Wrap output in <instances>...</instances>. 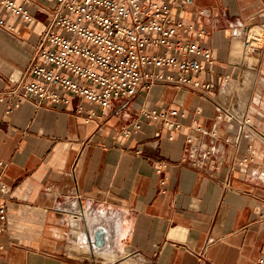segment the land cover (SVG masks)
Wrapping results in <instances>:
<instances>
[{"label":"crops","instance_id":"obj_1","mask_svg":"<svg viewBox=\"0 0 264 264\" xmlns=\"http://www.w3.org/2000/svg\"><path fill=\"white\" fill-rule=\"evenodd\" d=\"M28 1L34 20L3 12L14 31L0 29V160L9 191L0 264H256L264 245V41L249 49L244 42L246 30L264 29V0L172 9L194 27L185 39L211 47L213 70L201 80L214 86L154 85L124 106L94 107L87 122L75 107L88 106L71 96L5 110L29 79L52 5ZM238 44L246 51L237 56ZM149 107L180 109L178 130L153 121L124 137L121 128Z\"/></svg>","mask_w":264,"mask_h":264},{"label":"built area","instance_id":"obj_2","mask_svg":"<svg viewBox=\"0 0 264 264\" xmlns=\"http://www.w3.org/2000/svg\"><path fill=\"white\" fill-rule=\"evenodd\" d=\"M49 1L47 22L27 67L29 79L12 93L15 99L7 104V112L23 100L37 105L63 104L71 96L88 106L77 103L75 107L76 114L84 113L87 122L95 113L94 107L106 110L114 102L124 106L135 94L154 85L201 92L214 86L201 80L202 74L213 70L211 47L184 38L194 27L180 15L194 0ZM28 2L0 0V29L14 31L3 12L31 23L34 18ZM174 8L180 15L172 13ZM246 32L244 47L257 46L250 44ZM260 35L255 36V42L260 41ZM183 116L180 109L143 108L135 121L121 128V134L130 137L143 123L153 121L178 130ZM5 165L0 160V236L7 224L9 191L1 177ZM164 181L162 178L160 184ZM2 247L0 241V252ZM256 264H264V245Z\"/></svg>","mask_w":264,"mask_h":264},{"label":"bare ground","instance_id":"obj_3","mask_svg":"<svg viewBox=\"0 0 264 264\" xmlns=\"http://www.w3.org/2000/svg\"><path fill=\"white\" fill-rule=\"evenodd\" d=\"M256 29V30H255ZM253 28L252 30H250L249 32H248V36H247V38L249 39V42H250V44H252V43H254L255 42V36H257V35H259V33H261L262 32V28ZM262 41V40H261ZM237 48H236V50H235V54L237 53V56H238V54H239V52L241 51V55H242V52H243V50L244 51H246L244 48H243V50H242V46L241 45H237L236 46ZM250 48V47H249ZM249 48H247V49H249ZM256 50V49H255ZM242 57V56H241ZM247 76V75H246ZM243 82H245L246 84V88L247 89H249L248 87H249V82H248V79H244V81ZM248 84V85H247ZM244 88V87H243ZM247 89H242L241 91H239L238 92V97H240V98H242V100H245L246 99V94H247ZM231 92V91H230Z\"/></svg>","mask_w":264,"mask_h":264},{"label":"rangeland","instance_id":"obj_4","mask_svg":"<svg viewBox=\"0 0 264 264\" xmlns=\"http://www.w3.org/2000/svg\"><path fill=\"white\" fill-rule=\"evenodd\" d=\"M261 35H260V41L258 42V41H256V42H254V44H256V45H258V46H262V44H263V41H264V39H263V36H264V29H262V32L260 33ZM262 40V41H261Z\"/></svg>","mask_w":264,"mask_h":264},{"label":"water","instance_id":"obj_5","mask_svg":"<svg viewBox=\"0 0 264 264\" xmlns=\"http://www.w3.org/2000/svg\"><path fill=\"white\" fill-rule=\"evenodd\" d=\"M98 237H99V233H98V234H96V239H98Z\"/></svg>","mask_w":264,"mask_h":264}]
</instances>
